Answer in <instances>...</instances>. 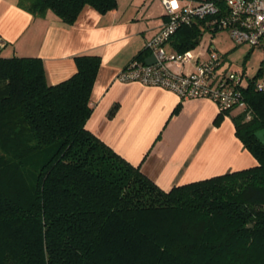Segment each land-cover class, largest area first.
<instances>
[{
  "label": "trees",
  "instance_id": "16d2710c",
  "mask_svg": "<svg viewBox=\"0 0 264 264\" xmlns=\"http://www.w3.org/2000/svg\"><path fill=\"white\" fill-rule=\"evenodd\" d=\"M19 4L73 24L84 7L104 13L117 0ZM216 29L196 19L170 39L184 52ZM74 59L76 72L51 84L41 58L0 54V264H264V144L255 135L264 89L256 79L239 86L244 107L218 118H231L257 164L166 190L87 129L101 58Z\"/></svg>",
  "mask_w": 264,
  "mask_h": 264
},
{
  "label": "crops",
  "instance_id": "0c3cea01",
  "mask_svg": "<svg viewBox=\"0 0 264 264\" xmlns=\"http://www.w3.org/2000/svg\"><path fill=\"white\" fill-rule=\"evenodd\" d=\"M166 20L162 0H117L116 7L104 13L86 6L73 24L64 23L50 9L36 15L19 0H0V35L6 40L0 54L41 58L51 84L76 72V55H99L86 127L126 160L140 164L163 189L257 164L236 136L231 118H218L214 101L181 99L168 88L116 78L139 52V60L145 61L151 54L146 43ZM165 48L177 51L172 39ZM192 50L205 59L210 47L200 40ZM181 69L191 71L194 64ZM226 71L219 67L217 73ZM114 105L116 111L109 116Z\"/></svg>",
  "mask_w": 264,
  "mask_h": 264
},
{
  "label": "built area",
  "instance_id": "2783aa9c",
  "mask_svg": "<svg viewBox=\"0 0 264 264\" xmlns=\"http://www.w3.org/2000/svg\"><path fill=\"white\" fill-rule=\"evenodd\" d=\"M167 20L160 30L146 43L156 61L132 59L117 74L121 82L138 81L147 85L173 90L181 99L208 98L214 101L219 112L244 107L245 101L239 88L243 82L241 72L226 71L219 75L221 57L213 51L207 58L199 59L192 50L169 52L165 44L182 25L196 19H207L217 29H228L238 44L264 48V0H203L180 4L179 0H162ZM6 40L0 35V49ZM196 60L194 69L182 71V65ZM179 66L172 70L171 66ZM255 88L264 89V80L256 81Z\"/></svg>",
  "mask_w": 264,
  "mask_h": 264
},
{
  "label": "rangeland",
  "instance_id": "374dc122",
  "mask_svg": "<svg viewBox=\"0 0 264 264\" xmlns=\"http://www.w3.org/2000/svg\"><path fill=\"white\" fill-rule=\"evenodd\" d=\"M201 38V43L204 46L209 44L208 54L213 51L220 55L221 70L241 72L243 83H246L248 78H255L256 81L264 80V48L236 43L228 29L207 30ZM192 52L195 56L202 55L200 52L193 50ZM191 62L195 65L196 60Z\"/></svg>",
  "mask_w": 264,
  "mask_h": 264
},
{
  "label": "water",
  "instance_id": "95a60500",
  "mask_svg": "<svg viewBox=\"0 0 264 264\" xmlns=\"http://www.w3.org/2000/svg\"><path fill=\"white\" fill-rule=\"evenodd\" d=\"M156 61L155 55L151 53L145 58V63L152 64ZM256 137L259 139V141L264 144V128H260L255 132Z\"/></svg>",
  "mask_w": 264,
  "mask_h": 264
}]
</instances>
